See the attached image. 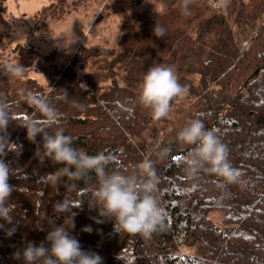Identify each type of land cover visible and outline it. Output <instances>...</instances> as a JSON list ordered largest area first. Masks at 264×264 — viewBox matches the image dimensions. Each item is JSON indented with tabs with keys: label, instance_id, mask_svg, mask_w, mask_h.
I'll return each instance as SVG.
<instances>
[{
	"label": "trees",
	"instance_id": "trees-1",
	"mask_svg": "<svg viewBox=\"0 0 264 264\" xmlns=\"http://www.w3.org/2000/svg\"><path fill=\"white\" fill-rule=\"evenodd\" d=\"M101 2L95 22L118 19L113 46L81 44L61 59L54 51L42 56L38 48L18 43L12 50L15 61H0V98L13 105L14 118L0 135L19 148L18 154L5 149L2 157L16 173L9 183L18 191L10 196L14 220L0 228V264H23L13 253L28 241L48 247V221L61 225L66 219L70 227L71 213L70 235L83 250L101 256L102 264H264V0H224L219 9L209 0H189L187 10L183 0ZM81 7L82 0H48L36 22L60 21ZM191 35L195 39L188 42ZM157 64L171 66L190 97L166 128H158L151 109L138 100L144 74ZM17 65L23 66L19 76L8 70ZM45 110L55 116L51 126ZM194 118L218 129L235 182L204 170L195 177L186 171L192 146L176 137ZM31 121L49 132L63 129L77 149L110 155L107 171L131 169L150 158L158 176L162 226L149 238L117 232L114 221L92 206L94 172L70 182L61 177L57 184L43 183L41 177L62 165L37 155L42 134L30 141L22 125ZM68 183L74 186L73 202L81 204L57 215L53 204L64 198ZM12 227L9 237L6 230ZM86 227L91 231H83ZM181 249L186 253L179 256Z\"/></svg>",
	"mask_w": 264,
	"mask_h": 264
},
{
	"label": "clouds",
	"instance_id": "clouds-1",
	"mask_svg": "<svg viewBox=\"0 0 264 264\" xmlns=\"http://www.w3.org/2000/svg\"><path fill=\"white\" fill-rule=\"evenodd\" d=\"M189 0H183V8L187 10ZM154 32L163 36L162 30L155 27ZM71 37L72 33L70 30ZM73 40L69 43L71 44ZM9 72L15 76L23 73V66H9ZM188 89L179 82L175 70L168 65L157 64L151 66L144 74L139 85L138 100L146 108L151 109L152 118L159 121L166 118L172 106V101L186 95ZM13 105L6 99L0 98V133H4L11 120ZM49 126L55 122V116L51 110H45ZM27 130V137L34 141L37 134H42V153L37 152L41 160L48 158L62 167L54 173L41 177L45 184L55 182L61 177H66L70 182L94 172L97 177V186L93 190V198L99 209V215L110 217L114 221L117 232H125L131 235H141L149 238L151 234L162 226L164 210L156 195L158 176L153 161L145 158L138 165L129 168H118L107 171V166L112 163V157L103 152L95 155L87 153L83 149L73 147V137L65 135L63 129L57 128L49 132L37 121L22 124ZM177 141L183 145L192 146L185 156L186 171L195 177L201 170L208 171L219 176L225 183H233L236 180L235 170L227 158V148L220 140L218 129L206 128L202 120L191 119L177 133ZM11 146V147H9ZM5 149L17 153L19 148L11 143L5 135H0V228L5 224H12L13 213L16 205L10 203L13 191H18L17 186L9 183L11 176L16 175L12 166L4 162ZM165 149L161 155H166ZM67 191L62 200L53 204V212L62 215L70 212L72 208H78L81 203H74L71 196L74 186L66 185ZM71 213L68 218L70 227L65 222L56 225L51 220L50 230L44 242L36 244L28 241L22 249L13 253V258L22 260L23 264H102V257L97 253L83 250L78 239L70 235V229L74 227ZM15 227L6 230L7 236H12ZM83 231H91L86 227Z\"/></svg>",
	"mask_w": 264,
	"mask_h": 264
},
{
	"label": "rangeland",
	"instance_id": "rangeland-1",
	"mask_svg": "<svg viewBox=\"0 0 264 264\" xmlns=\"http://www.w3.org/2000/svg\"><path fill=\"white\" fill-rule=\"evenodd\" d=\"M102 0H82V7L73 11L60 21L36 22L42 7L48 0H6L0 2V61L13 63L15 55L13 47L18 44H28L38 48L40 55L54 51L61 59L79 45L113 46L117 36L118 19L110 16L107 19L96 21L102 10ZM122 5L127 0H118ZM70 30L72 33L70 34ZM255 34V33H254ZM253 34V35H254ZM187 41H193L194 35ZM73 42L69 44L71 41ZM30 76L41 79L34 71ZM197 83V76H188ZM177 104L171 108L169 115L159 121L155 120L158 128H166L175 114L181 110L190 100L189 96H183ZM215 216H218L215 214ZM186 253L181 249L179 256ZM188 253V252H187ZM188 255L192 254L189 252Z\"/></svg>",
	"mask_w": 264,
	"mask_h": 264
},
{
	"label": "built area",
	"instance_id": "built-area-1",
	"mask_svg": "<svg viewBox=\"0 0 264 264\" xmlns=\"http://www.w3.org/2000/svg\"><path fill=\"white\" fill-rule=\"evenodd\" d=\"M209 3L212 8L219 9L223 6L224 0H209ZM254 35H252L247 42L240 49V54H242L249 46L250 41L252 40ZM182 255V254H181Z\"/></svg>",
	"mask_w": 264,
	"mask_h": 264
}]
</instances>
